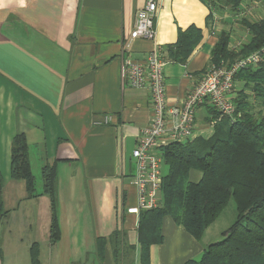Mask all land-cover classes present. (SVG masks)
<instances>
[{
  "label": "crops",
  "instance_id": "1",
  "mask_svg": "<svg viewBox=\"0 0 264 264\" xmlns=\"http://www.w3.org/2000/svg\"><path fill=\"white\" fill-rule=\"evenodd\" d=\"M155 1L168 109L182 106L208 69L221 32L229 35L228 49L238 51L248 39L244 22L264 20V0H244L237 12L215 13L212 20L202 0ZM145 2L0 0V175L8 211L0 225V264H30L33 243L40 264H140L138 215L127 209L137 204L132 151L148 124L150 98L147 90L126 84L123 61H145L153 48L150 41L130 40ZM189 28L200 41L184 64L174 63L168 49ZM211 109L205 102L196 110L192 141L215 133L220 120L210 121ZM19 133L34 178H40L38 197L31 199L23 181L9 173L11 142ZM53 163L59 240L51 244L41 169ZM161 234L162 242L149 247V264L196 260L207 244L169 216L162 218ZM126 247L133 253L127 256Z\"/></svg>",
  "mask_w": 264,
  "mask_h": 264
},
{
  "label": "trees",
  "instance_id": "2",
  "mask_svg": "<svg viewBox=\"0 0 264 264\" xmlns=\"http://www.w3.org/2000/svg\"><path fill=\"white\" fill-rule=\"evenodd\" d=\"M202 2L208 7L212 20L215 13L237 12L244 0ZM244 26L248 39L237 52L228 49L229 35L219 34L210 65L221 62L230 65L264 47V20L244 22ZM199 41L200 33L196 29L180 32L176 44L168 49L169 59L184 64ZM234 84L235 116L231 122L220 119L215 133L207 140L189 142L190 146L171 144L159 149L167 173L163 175L159 190V206L138 214L140 264H149V247L162 242L164 216H169L194 239L200 240L230 201L236 208L234 223L223 233L222 239L204 247L198 260L184 264H264V57L257 65L239 70ZM211 111L210 121H218L219 114L213 108ZM191 171L200 173L198 181L190 180ZM9 173L12 180L23 181L27 199L38 197L22 133L12 138ZM41 179L42 193L50 204L49 242L54 244L59 240L54 196L55 163L42 167ZM1 190L0 175V225L8 215ZM113 237L119 238L120 245L119 233H114ZM103 245V240L98 239L96 250L99 254ZM124 253L128 256L133 248L126 247ZM29 256L30 264H40L37 243L30 246Z\"/></svg>",
  "mask_w": 264,
  "mask_h": 264
},
{
  "label": "built area",
  "instance_id": "3",
  "mask_svg": "<svg viewBox=\"0 0 264 264\" xmlns=\"http://www.w3.org/2000/svg\"><path fill=\"white\" fill-rule=\"evenodd\" d=\"M158 6L155 0H146L144 7L135 14L130 40L150 41L153 48L145 61L124 59V79L134 89H145L150 98V117L132 151L135 162L133 184L137 204L127 209V214L138 215L141 210L159 206V190L162 184L163 159L160 148L171 144L191 142L195 126V112L208 102L220 119L231 122L235 116L234 76L244 68L255 66L264 57V47L237 59L230 65L221 62L210 65L202 73L180 107L167 108L165 98L164 67L167 61L161 48L156 45V19ZM236 52L237 49H231ZM109 121V116L104 122Z\"/></svg>",
  "mask_w": 264,
  "mask_h": 264
},
{
  "label": "rangeland",
  "instance_id": "4",
  "mask_svg": "<svg viewBox=\"0 0 264 264\" xmlns=\"http://www.w3.org/2000/svg\"><path fill=\"white\" fill-rule=\"evenodd\" d=\"M262 10V9H261ZM235 95V92H234ZM233 95V97H234ZM255 107V106H254ZM228 121H225V124H227ZM192 140V139H191ZM190 146L191 143H186V146ZM162 173H167V168L163 165L162 167ZM35 177V176H34ZM189 178L191 181H198L200 179V173L198 171H191L189 174ZM36 187L38 188L40 185V178L37 175L35 178ZM236 219V208L233 203V201H230L228 205L224 208V210L221 212V214L218 216L216 221H214L204 232L201 241L208 245L210 243L219 241L222 239L223 233L234 223ZM200 258L197 257L196 260Z\"/></svg>",
  "mask_w": 264,
  "mask_h": 264
}]
</instances>
